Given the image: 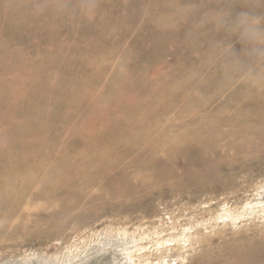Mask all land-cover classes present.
<instances>
[{
  "label": "rangeland",
  "instance_id": "obj_1",
  "mask_svg": "<svg viewBox=\"0 0 264 264\" xmlns=\"http://www.w3.org/2000/svg\"><path fill=\"white\" fill-rule=\"evenodd\" d=\"M89 1L0 0V16L19 10L22 27L11 29L5 45L9 25L0 21V159L18 158L11 148L25 145L17 129L22 124L31 129L23 160L52 184L63 174L52 175L53 161L72 164L108 150L131 154L122 163L98 165L99 179L82 197L71 195L73 187L40 201L37 214L52 227L0 242V264H144V254L150 264H237L230 251L264 246V218L256 212L264 203V188L256 194L264 187V0ZM156 19H170V28H154ZM114 83L112 100L120 91L119 102L100 108L99 91ZM36 103L38 112L29 113ZM213 123L217 128H207ZM7 124L16 133L2 130ZM185 129L209 134L221 151L201 173L171 154L172 172L157 181L143 174L144 165L128 164L139 147L148 150L151 137L145 136ZM197 180V189L182 187Z\"/></svg>",
  "mask_w": 264,
  "mask_h": 264
},
{
  "label": "bare ground",
  "instance_id": "obj_2",
  "mask_svg": "<svg viewBox=\"0 0 264 264\" xmlns=\"http://www.w3.org/2000/svg\"><path fill=\"white\" fill-rule=\"evenodd\" d=\"M34 1V0H33ZM85 1V0H84ZM98 1V0H97ZM44 2V1H43ZM175 2V1H174ZM173 2V3H174ZM10 3V2H9ZM88 3H92L88 0ZM1 4V3H0ZM42 4V3H41ZM78 5V3L76 4V6ZM82 5V4H81ZM12 6V5H11ZM11 6H7L10 9ZM41 6V5H40ZM172 6V5H171ZM5 7V6H4ZM167 7V6H166ZM38 8V7H37ZM41 9V8H40ZM4 10V9H3ZM9 11V10H8ZM182 11V10H181ZM176 12V10H175ZM178 12V10H177ZM3 13V12H2ZM65 13V12H64ZM132 13V12H131ZM172 13V12H171ZM180 13V12H179ZM6 16H0V21H4V19L7 21L8 23V28H4L5 32L4 36L2 35L3 39H4V43L5 45L7 43H9L12 39L13 36V31L11 34V29L13 28L14 30L17 29L18 24L16 23L17 20L19 19V15L21 13H19V10L16 9H12L10 10V12H6ZM50 14V13H49ZM170 13H168L169 16ZM173 14V13H172ZM3 15V14H2ZM161 15V13H160ZM180 15V14H179ZM34 16V15H33ZM89 16V15H88ZM75 17V16H74ZM119 17V16H118ZM176 17L178 19V17L172 16L171 18ZM76 18V17H75ZM160 18V17H158ZM169 18V17H168ZM174 19V18H173ZM6 21L5 24H6ZM32 21V20H31ZM72 21V20H71ZM118 21V20H117ZM116 21V22H117ZM124 21V20H123ZM3 22V23H4ZM30 22V21H29ZM114 22V21H113ZM116 22H114L116 24ZM170 19L168 20H161V19H156L153 21V25L154 28H164L167 26V24H169ZM21 23V22H20ZM176 23V22H175ZM49 24V23H48ZM51 24V23H50ZM74 24V23H73ZM4 25V24H2ZM27 25V24H26ZM75 25V24H74ZM173 25V24H171ZM209 25V24H208ZM20 26V24H19ZM117 26V25H116ZM143 26V25H142ZM141 26V27H142ZM2 27V26H1ZM7 27V24H6ZM72 27V26H71ZM125 27V26H124ZM124 27L122 29H124ZM169 27V26H168ZM166 27V28H168ZM22 27H18L17 30L21 29ZM24 30L25 27H23ZM121 28V27H120ZM170 28V27H169ZM176 28V27H175ZM3 29V31H4ZM29 29V28H28ZM31 29V28H30ZM126 29V28H125ZM124 29V30H125ZM131 29V28H130ZM134 29V28H133ZM165 29V28H164ZM174 29V28H172ZM2 30V29H1ZM16 30V31H17ZM45 30V29H44ZM69 30H71L69 28ZM205 30V29H204ZM40 31V30H39ZM78 31V30H77ZM137 31V30H136ZM148 31V30H147ZM20 32V30H19ZM72 32V31H71ZM17 33V32H15ZM154 33V32H153ZM20 35V34H19ZM22 35V34H21ZM77 35V34H76ZM158 36V34H157ZM196 36V35H195ZM1 37V36H0ZM1 37V38H2ZM54 37V36H53ZM77 37V36H76ZM159 37V36H158ZM14 38V37H13ZM28 38V37H27ZM52 38V37H51ZM30 39V38H29ZM38 39V38H36ZM41 39V38H40ZM76 39V38H74ZM17 40V39H16ZM22 40V39H21ZM35 40V39H34ZM50 41V40H49ZM48 41V42H49ZM157 41V40H156ZM155 41V42H156ZM38 42V41H37ZM48 42L46 41L45 44H48ZM188 42V41H187ZM23 43V42H22ZM189 44V43H188ZM15 45V44H14ZM13 45V46H14ZM149 45V44H148ZM47 46V45H46ZM6 47V46H4ZM86 47V46H85ZM5 49V48H4ZM95 49V48H94ZM59 50V49H58ZM196 50V49H195ZM194 50V51H195ZM39 51V50H38ZM14 56V55H13ZM104 57V56H103ZM202 58V57H201ZM107 59V58H105ZM194 59V58H193ZM241 59V58H240ZM198 60V59H197ZM217 65V64H216ZM196 67V66H195ZM239 67V66H238ZM61 68V67H60ZM201 68V67H200ZM54 69V68H53ZM181 69V68H180ZM179 70V69H178ZM201 70V69H200ZM180 71V70H179ZM192 75V74H191ZM190 75V76H191ZM189 78H192L190 77ZM224 77V76H222ZM189 80V79H188ZM226 80V78H225ZM187 81V80H185ZM190 81V80H189ZM223 80H220V82ZM68 82V81H67ZM134 82V81H133ZM137 82V81H136ZM227 82V81H226ZM129 83V82H128ZM131 83V82H130ZM138 83V82H137ZM190 83V82H189ZM224 83V81H223ZM77 84V83H76ZM143 85V84H142ZM139 85V86H142ZM146 85V84H145ZM129 85H127L128 87ZM134 86V85H133ZM173 86V85H172ZM171 86V89L173 88ZM136 87V86H134ZM133 87V88H134ZM170 87V86H169ZM168 87V88H169ZM62 88V87H60ZM59 88V89H60ZM106 88V89H105ZM104 89H102L103 91H99L100 95H101V99H102V104L99 105L100 108L102 109H112L115 104L118 101V99H120V91H118L117 95L119 96L118 98H115V100H112V98L114 97V94L116 92V88H115V83L112 85V87L110 85L106 86ZM130 88V87H129ZM132 88V87H131ZM51 89V88H50ZM57 89V88H56ZM67 89V88H66ZM72 89V88H71ZM94 89V88H93ZM124 89V88H123ZM136 89V88H135ZM53 90V89H52ZM129 90V89H128ZM132 90V89H131ZM170 89H166V92H169ZM206 90V89H205ZM47 91V90H46ZM57 91H59L57 89ZM61 91V89H60ZM69 91V90H68ZM66 90V93L68 92ZM73 91V90H72ZM135 91V90H134ZM207 91V90H206ZM49 92V91H48ZM64 92V91H63ZM78 92V91H77ZM122 92V90H121ZM124 92V91H123ZM122 92V93H123ZM132 92V91H131ZM130 92V93H131ZM172 92V90L170 91V93ZM61 93V92H60ZM73 93V92H72ZM75 93V92H74ZM82 93V92H81ZM98 92H96L97 94ZM129 93V92H128ZM127 93V94H128ZM47 94V93H45ZM57 92H55V97L57 96ZM62 94V93H61ZM65 94V92H64ZM77 94V93H76ZM86 94V93H85ZM126 94V95H127ZM219 94V93H218ZM53 95V94H52ZM60 95V94H58ZM67 95V94H66ZM74 95V94H73ZM122 95V94H121ZM138 95V94H137ZM168 95V94H167ZM39 96V95H38ZM46 96V95H45ZM48 96V95H47ZM46 96V98H47ZM65 96V95H64ZM75 96V95H74ZM96 96V95H95ZM116 96V95H115ZM40 97V96H39ZM38 97V98H39ZM67 97V96H66ZM65 97V98H66ZM122 97V96H121ZM53 98V96H52ZM65 98H63V100H65ZM166 98V97H165ZM182 98V97H181ZM40 99V98H39ZM60 99V98H59ZM69 99V97H68ZM75 99V98H74ZM133 99V98H132ZM8 98L4 101H7ZM51 100V99H50ZM123 100L125 101V99L123 98ZM130 100V99H129ZM35 101V100H34ZM153 101V100H152ZM151 101V102H152ZM155 101V100H154ZM163 101V99H162ZM38 102V99H37ZM66 102V101H65ZM133 102V101H132ZM158 102V101H157ZM242 102V101H241ZM58 103L60 104L61 102L58 100ZM64 103V102H63ZM68 103V102H67ZM230 103V102H229ZM65 104V103H64ZM64 104L63 107L65 106ZM241 104V103H240ZM61 105V104H60ZM59 105V106H60ZM61 105V106H62ZM126 105V104H125ZM36 106L38 109L36 110H29V113H31L32 111H37L40 108V105L38 103H36ZM49 106V105H48ZM67 107V106H66ZM168 107V106H167ZM59 108V107H58ZM65 108V107H64ZM223 108V107H222ZM221 108V109H222ZM57 109V106L56 108ZM69 109V108H68ZM66 110V109H65ZM114 110V109H113ZM112 110V111H113ZM259 110V109H258ZM58 111V110H57ZM56 111V112H57ZM63 112L64 110H61V108H59L58 112ZM70 111V110H69ZM108 111V110H107ZM116 111V109L114 110ZM144 111V110H143ZM230 111V110H229ZM255 111V110H254ZM233 112V111H231ZM259 112V111H258ZM52 113V112H51ZM111 113V112H110ZM164 113V112H163ZM234 113V112H233ZM67 114V113H66ZM65 114V116H66ZM143 114V113H142ZM231 115V114H230ZM144 116V115H143ZM148 116V115H147ZM183 115H181L182 118ZM112 117V115L110 116ZM116 117V116H115ZM142 117V116H141ZM258 117V116H257ZM67 118V117H65ZM108 118V117H107ZM118 119V117H116ZM126 118V117H125ZM138 118V117H137ZM229 118V117H228ZM227 118V119H228ZM231 118V117H230ZM110 119V118H109ZM205 119V118H204ZM210 119V117H209ZM214 119V118H211ZM210 119V120H211ZM259 119V118H258ZM257 119V120H258ZM71 119H69L70 121ZM127 120H129L127 118ZM202 120V119H201ZM209 120V121H210ZM217 120V119H216ZM254 123L256 122L255 119ZM252 120V121H253ZM1 121V120H0ZM47 121V120H46ZM111 121V119H110ZM136 121V120H135ZM206 120V122H209ZM212 121V120H211ZM228 121V120H227ZM226 121V122H227ZM260 121V120H259ZM42 122V120H38L37 122H31L29 125L33 126L34 123H38L40 124ZM137 122V121H136ZM224 124V121H222ZM125 123V121H124ZM215 123V122H214ZM211 127H207L210 129L213 128H217V125L214 124ZM253 123V122H251ZM261 123V121L259 122ZM45 124V123H44ZM47 124H49L47 122ZM46 124V125H47ZM111 124V123H110ZM127 124V123H126ZM175 124V123H174ZM177 124V123H176ZM204 124V123H203ZM206 124V123H205ZM220 124V123H219ZM222 124V125H223ZM249 124V123H248ZM257 124V123H256ZM28 125V126H29ZM50 125V124H49ZM194 125V124H193ZM211 125V123H210ZM226 125V123L224 124ZM247 125V124H246ZM256 129L255 124H253ZM48 126V125H47ZM110 126V125H109ZM128 127V125H126ZM140 126V125H139ZM204 126V125H203ZM227 126V125H226ZM245 126V125H244ZM112 127H116V126H112ZM130 127V126H129ZM133 127V126H132ZM137 126L135 125V128ZM146 127V126H145ZM238 127V126H237ZM243 127V126H242ZM249 127V126H248ZM2 130H7L9 132L14 131V133H16V129L13 128L11 125L7 124L4 125L2 127ZM20 128V129H19ZM45 128V127H44ZM124 128V127H122ZM197 128V127H196ZM224 128V127H223ZM223 128L221 129L223 132ZM245 128V127H244ZM258 128V126H257ZM18 129V133L21 135L22 138L25 139V145L21 146V145H17L16 148H11V150L15 153L14 155L18 156V158L16 159H8V160H3L0 159V223L2 226H0V242H5V241H11L13 239H15V237H20V236H25L29 233L30 230L32 229H36L35 231H32L30 234H34V235H42L44 233V231H42V227L45 226L44 222L40 219V217L38 216L37 213H39L38 211L41 210L40 208L42 207L40 205V201H45V203L52 201L54 199L55 196V192L58 193H63V192H70L72 190L73 187H76L75 193H72L71 195H75L76 197H82L81 195L85 192L86 188L88 186H90L91 184H94V181L99 179L98 174H97V169L96 167L99 165L102 168L105 167H109V163H112L111 161H118L119 163H122L121 160L126 157L129 156L131 153L129 151H127L126 153L123 154H118L117 151H106L105 153L99 155H94L92 157H86L82 159V162H78L77 163H72L69 164L68 161L66 160H58L56 162H51L50 165V170L51 173L54 177H57L56 175H54V173H56L57 171H60L61 173H63L60 177L58 175L59 178H55L56 183L52 184L51 182H49V180H40L42 175H41V169L38 168L35 164L33 165L32 162H26L23 160V152L25 150H27L28 145H30V137H31V129H28L26 127L25 124L20 125V127H17ZM131 129V128H129ZM138 129V128H137ZM145 129V128H144ZM172 129V128H171ZM187 129V128H186ZM185 129V130H186ZM241 129V128H240ZM239 129V131H240ZM252 129V127H251ZM169 131L168 133H165L163 135L160 136H156V137H152L153 135H147L145 136L144 140H146L148 137H151L150 141H149V145H148V150L147 151H140V147L139 145H137L135 148H138L137 150L134 151L135 155H137L136 151L139 152V154L132 160H130L128 162L129 165L134 166V167H138L139 165H144L143 166V174H146V176L154 177V180L157 181V178L160 175H164L165 173H170L172 172V161H171V156H175L177 159H179L181 161V164L183 165H187V166H197L199 167L197 170L201 173L203 171V169H206L209 165H210V160L214 158L213 153L215 154H220L221 151L220 150H214L213 146L216 140H213V138L209 137V134H204L203 132H200V134H198L199 132L195 133V132H188L186 131ZM209 130V129H208ZM218 130V129H217ZM220 130V131H221ZM254 130V129H253ZM252 130V131H253ZM115 131V130H114ZM130 131V130H129ZM195 131V130H194ZM219 131V130H218ZM229 131V130H228ZM228 131H226V133H228ZM251 131V130H250ZM264 131V129H263ZM6 132V131H5ZM84 132V131H83ZM121 132V130H120ZM146 132V131H145ZM155 132V131H154ZM208 132V131H207ZM231 132V131H230ZM234 132V131H233ZM85 133V132H84ZM89 133V132H88ZM85 133V134H88ZM122 133V132H121ZM153 133V131H152ZM225 133V132H223ZM225 133V134H226ZM235 133V132H234ZM239 133V132H238ZM236 133V134H238ZM250 132H248L246 135H250ZM216 134V133H215ZM235 134V135H236ZM261 134V133H260ZM259 134V135H260ZM8 135V134H7ZM90 135V134H88ZM108 135V134H107ZM106 135V136H107ZM116 135V134H115ZM120 135V134H119ZM118 135V136H119ZM124 135V134H123ZM122 135V136H123ZM212 135V134H211ZM228 135V134H226ZM231 135V133H230ZM254 135V134H253ZM91 136V135H90ZM117 136V135H116ZM114 136V137H116ZM219 136V135H218ZM233 136V135H232ZM231 136V137H232ZM257 135L255 134V137ZM112 137V138H114ZM121 137V136H120ZM215 137V136H214ZM225 137V135H224ZM228 137H230L228 135ZM242 137V135L240 136ZM246 137V136H245ZM88 138V137H87ZM141 138V137H140ZM259 138V137H258ZM127 139V138H126ZM137 139V138H136ZM215 139V138H214ZM224 141L225 139L222 138ZM220 139V141L222 140ZM230 139V138H229ZM241 139V138H240ZM4 140V139H3ZM93 140V139H92ZM119 140V139H118ZM141 140V139H140ZM263 140V139H262ZM261 140V141H262ZM104 141V140H103ZM116 141V140H114ZM134 141V140H133ZM136 141V140H135ZM5 142V141H4ZM9 142V141H8ZM94 142V141H93ZM120 142V140H119ZM123 142V141H122ZM121 142V143H122ZM137 142V141H136ZM141 142V141H140ZM223 142V141H222ZM221 142V143H222ZM228 143V142H227ZM226 142H224V149H228V144ZM5 144V143H4ZM102 144V143H101ZM137 144V143H136ZM135 144V145H136ZM177 145L174 146L173 145ZM235 144V143H234ZM96 145V143H95ZM134 145V144H131ZM219 145V144H218ZM261 145V144H260ZM259 145V146H260ZM252 146V145H251ZM134 147V146H133ZM243 147V146H242ZM254 147V146H253ZM120 148V147H119ZM257 148V147H256ZM123 149V148H122ZM235 149V148H234ZM255 149V148H254ZM125 150V149H124ZM243 150V149H242ZM74 151V150H73ZM103 151V150H101ZM125 152V151H124ZM243 152V151H242ZM161 153H167L166 156H161ZM224 153V152H223ZM240 153V152H239ZM99 154V153H98ZM88 155V154H87ZM92 155V154H91ZM225 155V154H224ZM80 156V155H79ZM85 156V155H84ZM217 156V155H216ZM220 156V155H219ZM219 156H217L219 158ZM29 157V155H28ZM217 157H215L216 159H218ZM226 158V157H225ZM73 159V158H72ZM224 159V158H223ZM66 161V162H65ZM73 161V160H72ZM71 161V162H72ZM64 162V163H61ZM124 163V162H123ZM227 163V162H226ZM225 163V164H226ZM231 163V161H230ZM118 163H116L115 165H117ZM150 165H153L152 167H149ZM224 165V164H223ZM128 166V165H127ZM49 167V166H48ZM119 167V166H117ZM116 167V168H117ZM60 168V169H59ZM124 168V167H123ZM166 168V170H165ZM171 168V170H170ZM215 168V167H214ZM48 169V168H47ZM184 169V168H183ZM196 169V168H195ZM216 169V168H215ZM193 170V168H192ZM105 171V170H104ZM122 171V170H121ZM186 171V170H185ZM189 171V170H188ZM212 171V170H211ZM214 171V170H213ZM184 172V171H183ZM194 172V171H193ZM210 172V170H209ZM106 173V172H105ZM110 173V172H107ZM187 173V171H186ZM184 172V174H186ZM192 173V172H191ZM198 173V172H197ZM204 173V172H203ZM188 174V173H187ZM207 174V173H206ZM213 174H215L213 172ZM111 175V174H110ZM195 175V174H194ZM106 176V175H105ZM193 176V175H191ZM210 176V175H208ZM213 176V175H212ZM98 177V178H97ZM145 177V176H144ZM189 177V175H188ZM214 177V176H213ZM146 178V177H145ZM197 178V177H196ZM161 179V178H160ZM165 179V177H164ZM199 180V178H197ZM200 181H203L202 178H200ZM78 180H82V185H78L76 183V181ZM115 178L110 179V181H114ZM167 180V179H166ZM190 180V179H189ZM196 181L195 184H183L182 187L184 186V188H193V189H197L198 185ZM205 180V179H204ZM161 181V180H160ZM180 182V181H179ZM192 182V181H191ZM194 182V181H193ZM185 183V182H184ZM209 183V182H208ZM211 183V182H210ZM176 184V183H174ZM177 185V184H176ZM180 186V185H178ZM264 187H259L256 191V194H258V196H260V189H262ZM119 191V190H118ZM106 190L102 189L100 191H98L99 193H104L105 194ZM116 193V192H115ZM120 193V192H119ZM95 194V193H93ZM118 195V194H117ZM96 197V195L91 196L90 198H94ZM118 197V196H117ZM124 199V198H123ZM248 205V204H246ZM256 212H260V215L263 216L264 218V203H262L259 206V211ZM255 213V212H253ZM256 217V216H255ZM262 218V217H261ZM260 218V219H261ZM231 223V222H229ZM232 224V223H231ZM16 226V227H15ZM47 226V227H46ZM45 226L46 228H51L52 224H47ZM233 226V225H232ZM12 227H14V231L12 233H8L9 230L12 229ZM253 231V230H251ZM258 231V230H257ZM264 232V231H263ZM254 235V234H253ZM246 237V236H245ZM26 238V236H25ZM248 238V237H246ZM245 238V239H246ZM256 238V236H255ZM254 238V239H255ZM238 239V238H237ZM240 240V238H239ZM238 241V240H236ZM242 241V239H241ZM246 241V240H245ZM263 241V240H262ZM239 242V241H238ZM256 242V241H253ZM158 243V242H157ZM233 243L234 242H230V244H232L233 250L235 249L233 247ZM237 243V242H236ZM245 243V242H244ZM263 243V242H262ZM253 244V243H252ZM161 245V244H160ZM224 245V244H223ZM240 245V244H238ZM242 245V243H241ZM254 245V244H253ZM253 245H247L248 247H243V249H239L237 246L235 249L236 251H232L230 250V253L235 254L236 255V259L238 260V263L240 264H264V246L263 245H258L257 248H255V246ZM257 245V243L255 244ZM2 246V245H1ZM229 246V243H228ZM250 246V247H249ZM253 246V247H252ZM157 247V246H156ZM159 247V246H158ZM241 247V246H240ZM155 248V247H154ZM152 249V248H151ZM162 249V248H161ZM220 249V248H219ZM155 250V249H154ZM160 250V249H159ZM150 251V250H149ZM158 251V250H157ZM141 252V251H140ZM228 252V251H227ZM157 253V252H155ZM147 254V253H146ZM149 254V253H148ZM136 256V255H135ZM139 256V255H138ZM223 256V255H222ZM228 256V255H227ZM140 257H142L144 264H150V259H148L145 254L144 256L141 255ZM139 257V258H140ZM128 258H132V257H128ZM138 258V257H137ZM163 258V257H161ZM135 258H132V260ZM160 260V258H158ZM158 259L156 260L158 262ZM128 260V259H127ZM131 260V259H130ZM136 260V259H135ZM134 260V261H135ZM138 260V259H137ZM136 260V261H137ZM228 260V259H227ZM129 261V260H128ZM161 261V260H160ZM133 262V261H132ZM131 262V263H132ZM164 262V261H163ZM161 263V262H159ZM158 263V264H159ZM228 262H226L227 264ZM237 263V264H238ZM137 264H142L139 260V262ZM154 264V263H153Z\"/></svg>",
  "mask_w": 264,
  "mask_h": 264
}]
</instances>
